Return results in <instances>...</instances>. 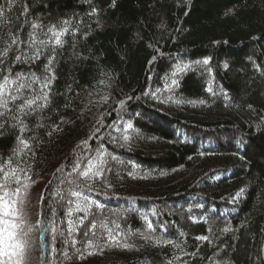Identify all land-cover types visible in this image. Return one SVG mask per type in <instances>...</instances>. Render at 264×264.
<instances>
[{
  "label": "trees",
  "instance_id": "1",
  "mask_svg": "<svg viewBox=\"0 0 264 264\" xmlns=\"http://www.w3.org/2000/svg\"><path fill=\"white\" fill-rule=\"evenodd\" d=\"M0 5V53L14 36L28 42L33 22L42 26L38 40L70 22L63 46L50 42L38 60L13 63L16 45L0 56L11 67L0 65V83L24 74L12 94L33 73L39 78L11 112L0 107V164L11 158V168L31 177L14 197L25 251L0 264H264V0H15L10 12L7 0ZM53 55L54 78L45 70ZM46 76L47 106L20 115L18 105L43 94ZM124 122L136 129L127 143ZM18 138L29 144L19 154ZM93 158L106 163L89 180L80 172ZM5 183L17 187L0 172ZM77 204L87 207L83 223Z\"/></svg>",
  "mask_w": 264,
  "mask_h": 264
},
{
  "label": "snow or ice",
  "instance_id": "2",
  "mask_svg": "<svg viewBox=\"0 0 264 264\" xmlns=\"http://www.w3.org/2000/svg\"><path fill=\"white\" fill-rule=\"evenodd\" d=\"M15 0H7V10L10 12L12 10V7L14 5ZM29 9L27 6L24 7L23 15H27ZM96 9L93 8L92 12L90 14H95ZM5 15V5H0V18H3ZM69 21H64V27H61L57 29V26L53 24L52 26L48 27L47 33L44 35L50 34L48 39H37L36 29H40L42 26L39 23L33 22L31 24V28L33 29L32 32L29 33V41L25 42L20 37L14 36V38L11 40V44L8 45V48H6L2 53H0V56L4 57L5 59L8 58L9 49H11L12 45L17 46V51L20 54L15 55L14 61L20 62L22 60L33 62L35 60H38L40 56L43 54V48L47 47L49 43L51 42L54 46H63L64 40L63 37L65 34L69 31L67 25L69 24ZM75 35V33H73ZM27 43L28 49L35 48L34 52H31L29 54L28 52H20V45ZM37 44L40 45V47H36ZM54 55L50 56L48 58V62L45 65V70L54 78V73H52L51 65L53 64ZM5 59H0V65H5V68L9 73H11V67L7 66L5 64ZM203 64L207 65L209 64L208 59L203 60ZM188 65L178 66V72L183 71L185 68H187ZM0 71H3V69H0ZM178 73H173V75H176ZM24 74L22 73H16V79H10L9 75L3 76V83H0V107L6 109L8 112H11L12 109L9 107L11 102L17 101L20 99V97L23 95L21 92V89H31L32 84L39 81V78L36 77L35 73L32 74L31 82L29 83H20L19 87L15 89V92L17 94H12V91L10 89V85L15 84L17 80H23ZM52 83V79H50L48 76L44 78V80L41 82V91L42 95H33L32 98H27L24 100V102L20 105H18L19 113L20 115H27L30 112L36 111L37 108H44L48 104L49 100V92L45 91V89H50V85ZM177 81L174 79L172 80V84L169 87L176 86ZM34 91V90H33ZM144 95H155V93H144ZM10 97V99H9ZM131 99V97H129ZM38 100H42L43 103L37 104ZM163 103V101H160ZM174 103H178V101H173ZM203 103V101H201ZM33 105L36 107L34 108ZM121 107L124 105V101L120 102ZM5 116V112L0 111V117ZM17 123L21 125L20 131L23 133L24 127L23 122L17 117ZM114 124L117 125V128L114 129V131L119 130L120 126V120L114 121ZM3 125H0L2 127ZM136 131L134 128V125L131 122H124L123 131L124 135L122 137L123 141L127 143L131 136L128 134L129 130ZM55 131V129H53ZM99 131V129H97ZM51 135V133H49ZM20 145H22L21 148H18L16 150L17 154L23 152L25 149L29 148V144L26 140L22 138H18ZM113 140L116 139L115 136L112 137ZM112 159H117L115 156H112ZM12 160L9 158L8 161L4 162L3 164H0V172L3 173V176L5 178V181H7L9 178L13 179L17 185V187L14 189V191H7V184H0V188L5 189L2 194H0V257L8 256V257H19L22 258V255L25 251L27 241L24 239V236L26 233L21 228L20 232H17L16 229L20 228V224L13 222V220L17 217V212L15 208V199L14 197L22 195L23 189H26L28 185L25 183V180H30L31 177L28 175L27 171L23 168H19L17 165L16 168H11ZM103 163H106L104 161L96 162V158H93L92 160H89L88 165L86 166L85 170L80 172V176L88 178L89 180L95 178H100L104 172ZM93 167H95L96 171L92 173ZM80 168L79 162L76 163L75 167L72 169V173L77 172V170ZM57 171H61V169H57ZM20 173H23V176L20 175ZM72 173H69V176L72 175ZM92 173V175H90ZM69 183H74L73 180H69ZM243 189H241V192ZM70 195L72 196H79L80 193L75 190H70ZM240 193H237V196H239ZM43 199V197H41ZM95 204V207L97 209H103L105 206L98 202V201H91L89 200V206L91 204ZM77 210H82L85 212V217L81 219V223H83V220L87 218V207H81L80 204H77ZM53 214H55V209H53ZM70 214V213H69ZM22 219V217H21ZM106 227V225H102ZM96 227V222H92L91 228H89L88 231H92ZM116 227L119 228V224H116ZM147 228L149 230L153 229V225L151 222L147 224ZM232 229L228 226H226L223 231L229 232ZM84 235L87 237L88 232H85ZM116 235H119L117 232ZM109 239L115 240V236L109 232ZM197 240H206L207 237L204 236H198L196 237ZM73 244H75V241H73ZM125 247H129L128 245H125ZM15 264H20V259H17Z\"/></svg>",
  "mask_w": 264,
  "mask_h": 264
}]
</instances>
